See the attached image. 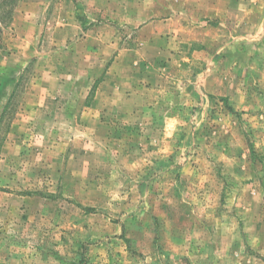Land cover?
<instances>
[{"label":"rangeland","instance_id":"obj_1","mask_svg":"<svg viewBox=\"0 0 264 264\" xmlns=\"http://www.w3.org/2000/svg\"><path fill=\"white\" fill-rule=\"evenodd\" d=\"M73 3L0 0V264H264V0Z\"/></svg>","mask_w":264,"mask_h":264},{"label":"crops","instance_id":"obj_2","mask_svg":"<svg viewBox=\"0 0 264 264\" xmlns=\"http://www.w3.org/2000/svg\"><path fill=\"white\" fill-rule=\"evenodd\" d=\"M108 1L109 0H90V2H92L93 4H95V3H101V2L107 3ZM73 5H74L73 0H64V6H63L64 9H63V12H64V15L65 16H67L69 14V12H72L71 10H72ZM89 51H91V50H89Z\"/></svg>","mask_w":264,"mask_h":264},{"label":"trees","instance_id":"obj_3","mask_svg":"<svg viewBox=\"0 0 264 264\" xmlns=\"http://www.w3.org/2000/svg\"><path fill=\"white\" fill-rule=\"evenodd\" d=\"M9 13H11V11L10 10H7V11H5V16H7Z\"/></svg>","mask_w":264,"mask_h":264}]
</instances>
